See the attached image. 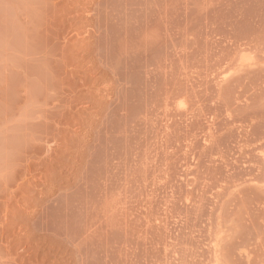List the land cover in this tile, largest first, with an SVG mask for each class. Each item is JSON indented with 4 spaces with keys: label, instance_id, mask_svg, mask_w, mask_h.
Wrapping results in <instances>:
<instances>
[{
    "label": "rangeland",
    "instance_id": "rangeland-1",
    "mask_svg": "<svg viewBox=\"0 0 264 264\" xmlns=\"http://www.w3.org/2000/svg\"><path fill=\"white\" fill-rule=\"evenodd\" d=\"M0 264H264V0H0Z\"/></svg>",
    "mask_w": 264,
    "mask_h": 264
}]
</instances>
